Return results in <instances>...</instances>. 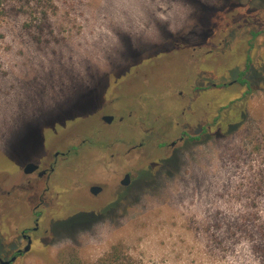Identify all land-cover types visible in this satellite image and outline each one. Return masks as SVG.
<instances>
[{"label": "rangeland", "instance_id": "1", "mask_svg": "<svg viewBox=\"0 0 264 264\" xmlns=\"http://www.w3.org/2000/svg\"><path fill=\"white\" fill-rule=\"evenodd\" d=\"M70 149L50 180L24 174ZM261 222L264 0H0L4 260L31 230L13 264L117 244L146 264H264Z\"/></svg>", "mask_w": 264, "mask_h": 264}, {"label": "trees", "instance_id": "2", "mask_svg": "<svg viewBox=\"0 0 264 264\" xmlns=\"http://www.w3.org/2000/svg\"><path fill=\"white\" fill-rule=\"evenodd\" d=\"M260 34L261 33L259 32L258 33L253 32L252 33L253 39L257 38ZM250 68H251V59L249 58L248 69ZM246 74H247L246 72L241 73L238 82L241 83L242 85H246L247 88L251 90L252 89L251 84L245 78ZM234 107L235 104L232 103L225 109L229 110V112L231 113ZM225 109H222L221 112L226 111ZM245 118H246V114L243 112L240 120L239 118L237 120H232L227 124V126L219 122V120L218 121L215 120L214 123L210 124L208 127H204L202 133L212 135L213 128L219 126V123L222 124L220 125V127L217 128V131L220 132L219 134H222L224 128H226V133H229L231 131L238 129L243 124ZM200 138L201 137L194 138L193 140H199ZM257 230L259 231L261 237L264 236V222L260 223L259 228ZM263 243H264V239H263ZM256 247L260 248L262 246L258 244L256 245ZM259 251L261 254L264 255V249L261 250L260 248ZM57 264H146V263L144 261L134 258L130 253H128V251L122 244H117L111 249L110 252H108L103 257L99 258L98 260L92 263L82 260L78 255V253L75 252V250H66L65 253L60 254Z\"/></svg>", "mask_w": 264, "mask_h": 264}, {"label": "flooded vegetation", "instance_id": "3", "mask_svg": "<svg viewBox=\"0 0 264 264\" xmlns=\"http://www.w3.org/2000/svg\"><path fill=\"white\" fill-rule=\"evenodd\" d=\"M213 86H216L215 84L213 85ZM196 88H198V87H196ZM107 116H111V115H107ZM104 117V116H103ZM102 117V118H103ZM112 117H114V116H112ZM103 120V119H102ZM182 140V139H181ZM172 147H175L176 146V143H173L172 145H171ZM72 151H73V149H70V150H68L66 153H62V152H56L55 154H54V156H53V161L52 160H50L49 159V166L47 167V168H43V165L44 164H41V161H38V162H27V163H25V165H24V169H25V167L28 165V164H35V165H38L39 166V168L35 171V172H33V173H31V174H25L27 177H32V176H34L35 174H37V178H38V180H44V179H46V180H50L51 178H52V175L54 174V172L56 171V168H57V165H58V160H59V158H67V156H68V154H71L72 153ZM24 169H23V172H24ZM127 175H129L130 176V178H131V174H126L125 175V177L127 176ZM30 182V181H29ZM91 190V189H90ZM102 192V191H101ZM100 192V193H101ZM91 193V192H90ZM39 221V219H37V222ZM36 228H34V232H37V230L39 229V225H38V223L36 224ZM32 232H31V230H23V231H21V237H22V239L24 240V241H26L27 242V244H28V242H29V238L28 237H30L31 239H32ZM32 243H33V240H32ZM20 250H22V249H18L16 252H15V254L11 257V259L14 257V256H17V259L19 258V257H21L23 254H18L17 252L18 251H20ZM0 257L3 259V257H2V255H0ZM4 260V259H3ZM10 260V259H9ZM5 261H7V260H5Z\"/></svg>", "mask_w": 264, "mask_h": 264}, {"label": "water", "instance_id": "4", "mask_svg": "<svg viewBox=\"0 0 264 264\" xmlns=\"http://www.w3.org/2000/svg\"><path fill=\"white\" fill-rule=\"evenodd\" d=\"M103 121L107 124H111L114 120V117L112 116H104L103 118ZM39 168L38 165H35V164H28L25 169H24V173L25 174H31L33 172H35L37 169ZM122 186L124 187H127L129 186L130 184V176L127 175L124 180L121 182ZM102 191V188L101 187H98V186H94L91 188L90 192L91 194L93 195H98L100 192ZM29 238V242L27 244V246L23 249V250H20L18 251L17 253L18 254H23V253H28L31 251V248H32V239L30 237ZM17 260V256H14L12 259L10 260H3L1 257H0V264H13L14 262H16Z\"/></svg>", "mask_w": 264, "mask_h": 264}]
</instances>
